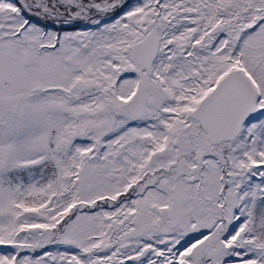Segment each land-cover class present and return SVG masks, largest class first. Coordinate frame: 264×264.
Instances as JSON below:
<instances>
[{"label":"snow or ice","instance_id":"snow-or-ice-1","mask_svg":"<svg viewBox=\"0 0 264 264\" xmlns=\"http://www.w3.org/2000/svg\"><path fill=\"white\" fill-rule=\"evenodd\" d=\"M0 264H264V0H0Z\"/></svg>","mask_w":264,"mask_h":264},{"label":"trees","instance_id":"trees-1","mask_svg":"<svg viewBox=\"0 0 264 264\" xmlns=\"http://www.w3.org/2000/svg\"><path fill=\"white\" fill-rule=\"evenodd\" d=\"M135 2V0H129V3H134Z\"/></svg>","mask_w":264,"mask_h":264}]
</instances>
